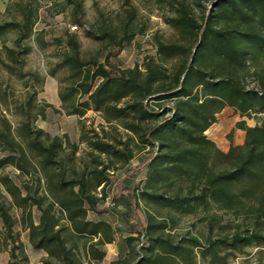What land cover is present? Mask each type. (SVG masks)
<instances>
[{
  "label": "trees",
  "instance_id": "trees-1",
  "mask_svg": "<svg viewBox=\"0 0 264 264\" xmlns=\"http://www.w3.org/2000/svg\"><path fill=\"white\" fill-rule=\"evenodd\" d=\"M27 1L13 2L20 15L18 21H2L0 12V50L17 65L23 63V55L30 49L23 42L30 37L36 21L35 8L29 3L38 0ZM155 2L167 5L172 15L165 18L166 22L179 35L174 42L157 39L160 60L146 58L141 69L89 64L81 56L77 34L69 32L61 63L68 68L70 84L59 89L58 97L66 114L83 116L88 109L100 111L106 122L121 121L145 147L154 148L151 156L139 164L148 168L146 182L139 189L142 198L161 201L163 206L181 214L214 206L241 218L245 227L229 238L211 240L205 245L193 240L194 246H201L202 258L210 256L206 264H224L221 249L264 247V0ZM64 6L70 7L71 22L82 27L83 0H64ZM125 13L119 35L116 29L102 28L96 32L85 30L84 34L94 39L107 37L118 52L136 34L143 33V28H135L136 10L130 8ZM13 29L17 36L9 47L7 34ZM2 63L12 69L10 64ZM247 78H252L255 85L248 87ZM75 94L86 99L78 101ZM169 102L172 104L166 106ZM225 106L242 117L261 116V121L252 126L245 120L236 122V128L244 131V141H231L226 152L204 133ZM20 129L23 144L13 135L10 122L0 117V169L10 164L23 172L22 161L30 164L28 153L35 155L38 181L43 182L45 196L21 194L20 186L6 176L1 181L15 203L23 207L21 224L28 229L30 244L48 254L42 264H76L75 246H67L64 233L85 238L89 258L101 260L105 252L100 246L113 241L114 230L109 222L88 219L86 214L89 210L106 211L98 208L106 197L103 171L73 170L75 175L67 177L61 168L60 154L68 140L31 128L28 122H22ZM71 145L74 154L77 146ZM88 146L100 153L122 156L125 162L132 157L111 142L91 140ZM174 179L187 181L185 193L181 186L172 195L157 192L161 185L171 186ZM99 187L101 195L97 196ZM128 195L136 200L135 191L129 190ZM26 204L40 210L38 223L32 221L30 211L26 213ZM0 217L12 242L11 264H20L15 252L17 238L12 234L13 220L2 203ZM62 219L65 224L60 223ZM150 220L151 215L142 229L138 218L135 223L136 232L149 235L148 244L140 247L147 253L142 262L162 263L165 255L179 262L189 261L188 249L156 234L164 225L152 224ZM136 240L137 236L127 237L128 256L109 264H131L139 253L133 246Z\"/></svg>",
  "mask_w": 264,
  "mask_h": 264
},
{
  "label": "rangeland",
  "instance_id": "rangeland-1",
  "mask_svg": "<svg viewBox=\"0 0 264 264\" xmlns=\"http://www.w3.org/2000/svg\"><path fill=\"white\" fill-rule=\"evenodd\" d=\"M19 1L0 0L2 21L20 20L18 10L13 3ZM26 2L28 1L22 0V4ZM29 4L35 8L36 21L30 37L23 42L30 48L23 55V63L13 64L7 59L5 52L0 50V117L10 122L13 135L22 144V129H20L22 122H28L31 128H41L50 136H59L62 140H68L69 143L64 144L60 154V159L63 161L61 168L64 169L67 177L75 175L73 170L80 172L84 169H101L107 179L103 188L106 197L98 203V208H105L104 216L109 219L127 218V221L136 217L142 229L149 223L148 217L151 215L152 224L164 225V229L156 234L188 249L189 261L179 262L165 255L166 259L158 264H206L210 256L202 258L201 246H194L193 240L205 245L211 240L229 238L245 227L241 218L214 206L208 210L198 208L192 213L181 214L168 206H163L161 201L151 202L142 198L139 189L146 182L148 168L139 164L151 156L154 148L145 147L137 136L123 127L121 121L106 122L100 111L88 109L83 116L66 114L58 97L59 89L70 84V79L67 77L68 68L61 63L62 54L67 49V33L77 34L81 56L89 64L105 66L110 64L120 68L138 66L141 69L146 58L160 60L156 51L157 39L163 42H174L179 39L177 32L166 22L165 18L172 15L167 5L157 4L155 0H83L85 23L82 27L77 25L76 29H71L75 23L71 22L70 7L64 6V0H38ZM130 8L136 10L135 28H143V33L136 34L131 42L125 43L118 52L107 37L94 39L84 34L85 30L96 32L101 31L102 28L116 29L119 35L121 20ZM16 36L17 31L10 30L6 45L12 47ZM2 62L10 64L12 69L5 68ZM97 81L98 79L95 83ZM246 84L252 87L255 82L252 78H247ZM74 98L83 101L86 96L79 97L75 94ZM171 104L169 102L166 106ZM225 107L222 112L220 111L221 113L216 114L217 123L213 124L207 133L204 132L209 139L217 140L216 146L220 149L235 140L237 121L245 120L246 124L251 126L261 121L260 115L242 117L232 107ZM83 137L84 140L81 139ZM91 140L111 142L116 149L123 150L132 157L125 162L122 156L100 153L88 146V141ZM71 144L77 146L74 154ZM28 154L30 164L22 161L23 172L10 164L0 169V203L6 207L13 220L12 234L17 238L15 244H18V247L15 252L18 254L20 264H42V260L47 256L42 250L34 249L29 242L28 229L21 224L23 207L15 203L1 181V177L6 176L20 186L21 194L28 192L34 198L45 196L43 182L38 181V158L31 153ZM187 185L186 180L174 179L171 186L161 185L157 192L168 196L174 194L181 186L182 193H185ZM100 190L101 187L96 190L97 196L101 195ZM126 190L135 191L136 200L132 199L129 202L127 198L125 199L123 192ZM114 191L116 194L120 193L121 197L117 201L114 200V205H111ZM118 205L122 208L121 213H116L115 208ZM25 211L26 213L30 211L32 221L38 223L41 212L35 205L26 204ZM97 215L89 210L86 217L92 219ZM60 223L65 224L66 221L62 219ZM133 226L136 227L134 223ZM135 233L137 240L133 246L139 253L133 257L131 264H140L142 257L147 256L140 247L148 244L149 235L144 231L142 233L135 231ZM64 237L67 246H75L76 264H85L87 240L75 238L68 233H64ZM11 245V238L7 235L0 217V264H11ZM219 253L225 256L224 264H264V247L261 246L245 247L242 251L221 249ZM145 263L143 261L141 264Z\"/></svg>",
  "mask_w": 264,
  "mask_h": 264
},
{
  "label": "crops",
  "instance_id": "crops-1",
  "mask_svg": "<svg viewBox=\"0 0 264 264\" xmlns=\"http://www.w3.org/2000/svg\"><path fill=\"white\" fill-rule=\"evenodd\" d=\"M1 47H2V43L0 41V48ZM216 118L218 119V116ZM216 123H217V120L213 124H216ZM247 125H249V124L247 123ZM211 126H209V128L206 130V133L210 129ZM249 126H251V125H249ZM212 141H214L215 144L217 143V140H212ZM243 141H244V131L242 129L236 128L235 140H233V143L234 144H242ZM228 148H229V144L221 150L226 152L228 150ZM123 194H125V196L124 195L123 196L125 199L127 198V200H129V202L132 200L130 198V196L128 195V190L124 191ZM120 197H121L120 193L116 194V192L114 191L113 196H112L113 202H111V205H114V202L119 200ZM121 200H123V199H121ZM120 209H122V208H121V206L118 205L115 208L116 213H119ZM103 213L104 212L96 213L98 215L92 219L93 220H105V221L109 222L112 225L113 230H114V239L112 242L105 243V244L100 246V248L105 252V254L101 260L90 259L86 253L87 260H86L85 264H109L112 261H116L118 259H123V258L127 257L128 253H129V246L126 242V238L129 236H136V233H135L136 229L133 226V223L134 224L136 223L135 222L136 217H134L133 220L128 218L129 221L126 220L127 218L123 219L122 217L121 218L115 217L114 219H109L107 216H104ZM36 250H42L43 252H45V256L48 255L47 252L43 249H36Z\"/></svg>",
  "mask_w": 264,
  "mask_h": 264
},
{
  "label": "built area",
  "instance_id": "built-area-1",
  "mask_svg": "<svg viewBox=\"0 0 264 264\" xmlns=\"http://www.w3.org/2000/svg\"><path fill=\"white\" fill-rule=\"evenodd\" d=\"M76 27H77V26H75V25H74V26H71V29H76Z\"/></svg>",
  "mask_w": 264,
  "mask_h": 264
}]
</instances>
